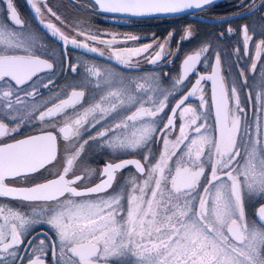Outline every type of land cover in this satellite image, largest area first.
Listing matches in <instances>:
<instances>
[{
	"label": "snow or ice",
	"instance_id": "6c2138e0",
	"mask_svg": "<svg viewBox=\"0 0 264 264\" xmlns=\"http://www.w3.org/2000/svg\"><path fill=\"white\" fill-rule=\"evenodd\" d=\"M26 5L0 0V264H264V0Z\"/></svg>",
	"mask_w": 264,
	"mask_h": 264
},
{
	"label": "rangeland",
	"instance_id": "374dc122",
	"mask_svg": "<svg viewBox=\"0 0 264 264\" xmlns=\"http://www.w3.org/2000/svg\"><path fill=\"white\" fill-rule=\"evenodd\" d=\"M58 2L62 3L64 5H69V0H58ZM229 4H230V0H226V1H223L222 6L226 7V9H227ZM67 12H68L69 18H71V15L73 14V9L70 6L67 8ZM176 18L177 17H175L173 19H176ZM97 19L99 20V24H100V26L102 28H108L110 30L117 31V32H120V33L137 32L138 31V27L137 26H140V25H149L150 26L151 24H155V26H156L157 24H161V23H164V22L166 23L168 21H172L173 20L172 18L145 19L143 21H138L137 22L138 24H134L132 26V31H129L125 26H123V24H125L124 22H116V21H113V20H104L103 18H97ZM195 19H198V18H195ZM132 23H135V22H132ZM139 23H141V24H139ZM209 27L210 26H207V27L204 26V27H201L200 30H201V32H207L209 30ZM137 33H140V32H137ZM140 34L142 36L148 37L149 39L151 38V35H152V33H146V32H142ZM145 42H147V41H145Z\"/></svg>",
	"mask_w": 264,
	"mask_h": 264
},
{
	"label": "trees",
	"instance_id": "16d2710c",
	"mask_svg": "<svg viewBox=\"0 0 264 264\" xmlns=\"http://www.w3.org/2000/svg\"><path fill=\"white\" fill-rule=\"evenodd\" d=\"M223 2H221L220 4L222 5ZM226 9V7H222L221 9H218L217 11H224ZM173 19V18H172ZM195 18L191 17V16H185V17H177L176 19H173L172 21H168V22H164L161 24H157L155 26V24H151L149 25H140L137 26L138 27V31L137 32H146V33H156L157 36H164L167 31H170L172 29L173 26H179L181 24V21L183 20H187V21H193ZM175 20V21H174ZM138 21H135V23L129 24V23H125L123 24V26H125L129 31H132V26L134 24H138ZM195 22L199 23L198 19H195ZM141 24V23H139ZM207 27L208 25L206 24H200V28L201 27Z\"/></svg>",
	"mask_w": 264,
	"mask_h": 264
},
{
	"label": "flooded vegetation",
	"instance_id": "af4514ba",
	"mask_svg": "<svg viewBox=\"0 0 264 264\" xmlns=\"http://www.w3.org/2000/svg\"><path fill=\"white\" fill-rule=\"evenodd\" d=\"M19 11L21 12L22 16L24 17H30L31 13L29 11L28 6L26 5V0H15ZM129 24H132V22H128Z\"/></svg>",
	"mask_w": 264,
	"mask_h": 264
},
{
	"label": "water",
	"instance_id": "95a60500",
	"mask_svg": "<svg viewBox=\"0 0 264 264\" xmlns=\"http://www.w3.org/2000/svg\"><path fill=\"white\" fill-rule=\"evenodd\" d=\"M223 1H226V0H219V3L223 2ZM194 18V17H193Z\"/></svg>",
	"mask_w": 264,
	"mask_h": 264
}]
</instances>
